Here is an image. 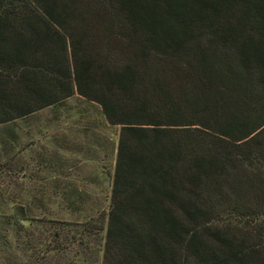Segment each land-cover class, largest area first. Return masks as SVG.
<instances>
[{"label":"trees","instance_id":"obj_1","mask_svg":"<svg viewBox=\"0 0 264 264\" xmlns=\"http://www.w3.org/2000/svg\"><path fill=\"white\" fill-rule=\"evenodd\" d=\"M74 95L118 127L91 264H264V0H0V123Z\"/></svg>","mask_w":264,"mask_h":264},{"label":"rangeland","instance_id":"obj_2","mask_svg":"<svg viewBox=\"0 0 264 264\" xmlns=\"http://www.w3.org/2000/svg\"><path fill=\"white\" fill-rule=\"evenodd\" d=\"M117 130L103 123L93 101L76 95L0 123V264H91L97 259L99 229L89 239L70 236L88 219L100 225ZM59 227L73 244L56 238ZM56 245L62 251L43 252Z\"/></svg>","mask_w":264,"mask_h":264}]
</instances>
